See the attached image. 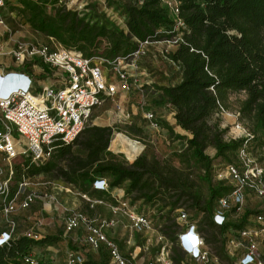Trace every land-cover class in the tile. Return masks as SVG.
<instances>
[{
  "label": "trees",
  "instance_id": "1",
  "mask_svg": "<svg viewBox=\"0 0 264 264\" xmlns=\"http://www.w3.org/2000/svg\"><path fill=\"white\" fill-rule=\"evenodd\" d=\"M57 1L18 0V10L26 16L33 31L55 38L85 57L126 56L137 49L139 42L153 38L156 33L155 39L172 37L176 32L182 34L181 41L168 54V58L182 69L180 81L156 90L161 102L171 109L173 124L183 132L182 135L174 134L168 126L170 134L185 142L178 155L180 162L188 168L195 165L203 172L209 196L202 200L195 194L183 170L153 158L149 160L146 155L130 164L115 160L108 152L112 129L91 126L72 144L54 141L51 156L44 163L22 157L12 168L14 186L9 183L8 198L15 194L23 180L39 175H49L81 193L87 192L94 181L106 179L109 189L124 188L128 196L133 194L135 200L144 204L160 200V210L167 209L162 221L180 204H188L189 209L202 216L203 221L197 226L201 234L206 222L210 228L218 227L219 232H229L237 238L240 231L249 228L247 215L237 225L216 226L212 220L214 203L216 205L232 191L225 182L213 178V163L219 160L222 167L234 163L241 149L261 142L251 134L227 139V129H221L218 122L211 120L222 109H229L230 94L243 92L245 97L239 101L237 112L239 119L251 122L255 130L264 132V0H176L181 24L175 32L172 31L177 22L163 0L124 3L121 7L125 29L96 10L90 9L80 16L63 6L56 7ZM48 5L52 13L47 11ZM10 71L15 70L7 72ZM1 82L0 86L4 84ZM159 125L163 128L161 120ZM209 148L215 151L213 157L206 154ZM2 207L0 196V211ZM257 216H264V213ZM180 226L177 222L166 221L159 232L174 242ZM58 241L59 238L53 236H43L39 240L23 236L14 238L0 246V264H26L24 260L33 248L52 246ZM36 260L38 264L44 262ZM49 260L51 258L46 262L52 264ZM84 260L82 264H100L89 256ZM170 260L176 262L173 257Z\"/></svg>",
  "mask_w": 264,
  "mask_h": 264
},
{
  "label": "built area",
  "instance_id": "2",
  "mask_svg": "<svg viewBox=\"0 0 264 264\" xmlns=\"http://www.w3.org/2000/svg\"><path fill=\"white\" fill-rule=\"evenodd\" d=\"M163 3L177 22L172 31L175 32L181 24L179 2L163 0ZM3 7L4 0H0V8ZM0 25L6 28L1 20ZM167 34H170V31ZM180 35L182 36L181 33ZM157 36L156 33L153 38L139 42L137 49L126 56L109 59L100 56L85 57L82 53L63 46L53 37H49L47 43L12 41V37L3 41L4 36L0 33V57L10 58L11 67L19 70L7 72L0 69V80L4 81L0 87V158L8 163L19 156L29 158L35 163L48 161L54 141L74 143L88 127L94 110L119 95H128L133 91L139 96L138 104L143 111V118L151 129L161 128L160 119H157L153 111L145 108L146 91L153 92L154 88L148 82L139 81L134 64L137 59L146 56L150 49L160 47L162 55L175 67L181 78V67L168 58L169 52L181 41V36L174 41L172 37L155 39ZM9 42H13V45H9ZM171 44L174 45L173 48ZM5 65L8 64L4 62L0 67ZM154 93L157 95L158 91ZM171 116L173 117V114ZM12 175L13 170L10 168L5 179L0 177V196L3 204L0 215L6 224L0 231V246L20 237L16 233L17 226L13 215L30 209L33 204L41 203L43 209L57 213L62 220L65 235L72 234L82 227L85 230L83 242L91 251H106L110 264H134L106 235V229L115 225L113 219H90L84 213L64 206L54 194L43 190L33 189L26 192V180H23L15 194L8 198ZM215 178L232 187V191L216 203L212 217L216 226L224 225L228 213L239 211L250 195L264 201V165L256 163L250 156L248 147L241 149L236 161L225 165L216 173ZM62 189L71 192L68 187ZM92 189L98 192L110 190L106 179L94 181ZM82 198L87 199L85 195H82ZM94 203L104 205L102 201ZM121 205L126 208L128 203L122 202ZM109 209L112 214L119 210L111 205ZM125 215L131 221L134 231L144 233L152 229L151 222L145 216L132 212H125ZM28 221L30 228L21 236L33 240L41 239L42 236L37 230L43 226V219L33 217L28 218ZM176 222L183 225V230L177 236V245L183 256L195 264H209V252L197 226L188 222V216L183 211L178 212ZM256 223L264 231V216H257ZM258 232L249 227L238 233L237 242L233 239L228 241L229 248H241L237 264H264L256 242ZM158 238L165 239L159 233ZM164 251L162 249L156 260L146 264H173L169 257H162ZM84 261L79 252H69L64 264H82ZM24 262L38 264L32 254L28 255Z\"/></svg>",
  "mask_w": 264,
  "mask_h": 264
},
{
  "label": "rangeland",
  "instance_id": "3",
  "mask_svg": "<svg viewBox=\"0 0 264 264\" xmlns=\"http://www.w3.org/2000/svg\"><path fill=\"white\" fill-rule=\"evenodd\" d=\"M130 1L132 0H58L55 6H63L67 10L76 11L80 16L87 14L90 9H93L99 14H104L106 18L115 22L120 28L125 29L121 6ZM109 5L112 6L110 7ZM18 8H20L18 0H6L4 7L0 8V20L6 26V28H3L0 25V33L4 36L3 41H7L8 37H12V41L19 42H49L48 36L33 31L28 26L26 16ZM52 10L51 5H48L47 11L52 13ZM5 32H9V34ZM179 36H181L180 33H174L172 40L174 41ZM9 45H13V42H9ZM173 47L174 45L171 44V48ZM2 62L8 65L2 66L0 69L19 71L11 67L12 60L10 58L0 57V63ZM134 64L139 81L152 84L154 91L158 87L176 85L180 80L177 70L162 55V48L160 47L155 50L150 49V52L146 56L137 59ZM154 91H146L145 108L156 114L157 119L162 121L163 128L151 129L149 123L143 118V111L138 104L139 96L135 91L128 95H119L113 101H107L102 107L94 110L88 122V127L108 126L112 129L108 152H110L115 160L130 164L137 157L146 155L149 160L153 158L161 164L183 170L193 184L195 194L201 196L202 200H206L209 196V186L205 178H203L204 174L197 166L191 165L188 168L180 162L178 155L184 149L185 142L177 140L174 135L170 134L168 126L174 130V134L182 135L183 132L173 124L172 111L169 106L162 103ZM244 97L243 92L230 94L229 109H222L218 114L213 116L211 122H218L221 129H227V139L247 137L250 134L255 135L261 144L256 142L249 145L248 152L258 165H264V132L255 130L251 122L240 120L237 113L239 101L244 99ZM214 153L215 151L211 148L206 150V154L210 157H213ZM130 158L133 159L129 160ZM21 160L22 157L19 156L8 163L0 158V177L5 179L9 169L13 168ZM213 165L215 166L212 168L211 175L216 180V173L221 171L223 167L219 160L214 161ZM26 181L28 183L26 192L33 189L43 190L44 192L54 194L64 206L80 211L90 219H113L115 225L106 229V235L119 247L122 254L134 264H146L147 262L156 260L162 249L165 250L162 257H173L176 260L173 264H195L181 254L177 245V237L174 242L166 238H158L160 227L166 221L168 223L171 221L176 222L179 211L187 214L188 222L194 223L196 226L200 225V222L203 221L202 216L198 215L194 210L189 209L188 204H180L176 211H172L167 215V220L162 221V217L165 216L167 209L160 210L162 205L160 200L152 204H144L142 201L135 200L133 194L128 196L124 188L110 189L109 193H102L96 192L90 187L87 192L81 193L78 189L49 175L31 177L26 179ZM10 184L12 187L14 186L13 179L10 181ZM63 187H68L71 192H65L62 189ZM82 195H85L93 203L82 198ZM96 201H102L104 205H97L94 203ZM122 202L128 203L126 208L122 207ZM92 204L93 206L91 207ZM110 205L119 209L116 214L111 213L109 209ZM213 206L216 207L215 203ZM125 212L145 216L151 222L152 229L144 233L134 231L131 227V221L126 217ZM263 213L264 201L250 195L246 198L239 211L228 213L224 224L237 225L247 215L246 223L248 226L259 231L256 242L264 258V231L256 223V216ZM56 214L43 209L41 203H36L30 209L13 215V220L17 226V236H21L30 228L28 218L39 217L43 219V226L37 230V233L41 234L42 237L53 236L59 238V241L52 246L33 248L31 254L35 258L44 262H46V259L52 258V260H49L52 264H64L67 253L76 251L84 257H92L100 264H110V258L106 251L101 250V252L95 253L84 244V228L81 227L74 233L65 235L61 223L62 220ZM5 226L6 224L0 215V231ZM202 228L204 230L202 237L204 238L210 257L209 264H237L241 248L237 247L233 249L228 247L230 239L237 242L236 236L229 232H219L218 227L210 228L206 222ZM182 230L183 225L180 226L178 234Z\"/></svg>",
  "mask_w": 264,
  "mask_h": 264
},
{
  "label": "clouds",
  "instance_id": "4",
  "mask_svg": "<svg viewBox=\"0 0 264 264\" xmlns=\"http://www.w3.org/2000/svg\"><path fill=\"white\" fill-rule=\"evenodd\" d=\"M181 248L186 252V250L184 249L183 245H181Z\"/></svg>",
  "mask_w": 264,
  "mask_h": 264
},
{
  "label": "crops",
  "instance_id": "5",
  "mask_svg": "<svg viewBox=\"0 0 264 264\" xmlns=\"http://www.w3.org/2000/svg\"><path fill=\"white\" fill-rule=\"evenodd\" d=\"M2 63H4V62H2ZM2 63H0V64H2ZM180 81V80H179ZM179 81L177 82V83H179ZM97 192V191H96ZM51 260H52V258H51Z\"/></svg>",
  "mask_w": 264,
  "mask_h": 264
},
{
  "label": "bare ground",
  "instance_id": "6",
  "mask_svg": "<svg viewBox=\"0 0 264 264\" xmlns=\"http://www.w3.org/2000/svg\"><path fill=\"white\" fill-rule=\"evenodd\" d=\"M1 81V80H0ZM1 83H4V81H2ZM1 87V86H0Z\"/></svg>",
  "mask_w": 264,
  "mask_h": 264
}]
</instances>
